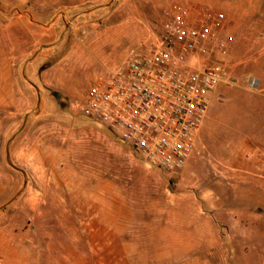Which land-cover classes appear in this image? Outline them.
Returning <instances> with one entry per match:
<instances>
[{"label": "rangeland", "instance_id": "1", "mask_svg": "<svg viewBox=\"0 0 264 264\" xmlns=\"http://www.w3.org/2000/svg\"><path fill=\"white\" fill-rule=\"evenodd\" d=\"M174 4L191 25L223 15L187 65L221 62L218 94L251 119L204 121L166 173L78 107ZM0 259L264 264V0H0Z\"/></svg>", "mask_w": 264, "mask_h": 264}, {"label": "built area", "instance_id": "2", "mask_svg": "<svg viewBox=\"0 0 264 264\" xmlns=\"http://www.w3.org/2000/svg\"><path fill=\"white\" fill-rule=\"evenodd\" d=\"M164 16L158 44L90 83L78 109L139 152L152 168L175 173L191 156L209 95L227 79L221 62L202 68L187 62L221 28L224 17L203 16L191 25L177 4ZM0 264L5 263L0 259Z\"/></svg>", "mask_w": 264, "mask_h": 264}, {"label": "crops", "instance_id": "3", "mask_svg": "<svg viewBox=\"0 0 264 264\" xmlns=\"http://www.w3.org/2000/svg\"><path fill=\"white\" fill-rule=\"evenodd\" d=\"M216 88L211 92L209 96L210 104L209 109L204 118L205 123L203 121L204 126L210 123V119H251V116H248L250 114V103H248L249 100L239 99L237 103V108H233L231 104L227 106L225 104L226 102L224 101L223 96L221 94H218V90ZM199 130L197 132V135L199 133ZM206 136L208 137V135Z\"/></svg>", "mask_w": 264, "mask_h": 264}]
</instances>
